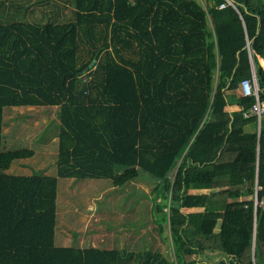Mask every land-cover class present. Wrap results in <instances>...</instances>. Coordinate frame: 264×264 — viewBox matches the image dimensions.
Returning a JSON list of instances; mask_svg holds the SVG:
<instances>
[{"label": "trees", "instance_id": "obj_1", "mask_svg": "<svg viewBox=\"0 0 264 264\" xmlns=\"http://www.w3.org/2000/svg\"><path fill=\"white\" fill-rule=\"evenodd\" d=\"M5 1L0 264H264V112L243 115L242 88L255 77L264 100V0ZM8 106L58 108L55 175L6 172L34 153L3 149ZM141 172L173 259L55 244L58 177L122 186Z\"/></svg>", "mask_w": 264, "mask_h": 264}, {"label": "rangeland", "instance_id": "obj_2", "mask_svg": "<svg viewBox=\"0 0 264 264\" xmlns=\"http://www.w3.org/2000/svg\"><path fill=\"white\" fill-rule=\"evenodd\" d=\"M197 1L205 5L204 0ZM99 54L100 50L92 65L79 75L95 66ZM235 92L241 93L239 89ZM57 111L58 108L41 106L4 107L3 149L31 146L34 150V156L14 160L7 173L56 174L57 139L54 136L58 127ZM253 126L254 123H250L247 129ZM154 186V179L145 172L122 186H112L107 178L58 177L55 244L124 248L129 251L149 248L173 259L167 225L162 223L160 232L154 221ZM220 257L216 252L202 256L207 261H216Z\"/></svg>", "mask_w": 264, "mask_h": 264}, {"label": "built area", "instance_id": "obj_3", "mask_svg": "<svg viewBox=\"0 0 264 264\" xmlns=\"http://www.w3.org/2000/svg\"><path fill=\"white\" fill-rule=\"evenodd\" d=\"M224 5L225 4H221L220 7H223ZM242 88L244 95L255 97V102L251 106L250 110L248 112H244L243 115L249 116L251 114H254L257 118V121L259 122L261 115L264 112V100L263 101L259 100V96H258L259 88L255 77L253 78V81H249V80L242 81Z\"/></svg>", "mask_w": 264, "mask_h": 264}, {"label": "crops", "instance_id": "obj_4", "mask_svg": "<svg viewBox=\"0 0 264 264\" xmlns=\"http://www.w3.org/2000/svg\"><path fill=\"white\" fill-rule=\"evenodd\" d=\"M260 62H263V59L262 58H260ZM263 66V65H262ZM264 67V66H263ZM43 107V106H42ZM54 107V109L55 108H57L56 106H53ZM59 123V122H58ZM58 123H57V125H58ZM58 131V130H57ZM54 137H56V139H57V135H55ZM29 146V145H28ZM29 148H32L31 146H29ZM34 156V155H33Z\"/></svg>", "mask_w": 264, "mask_h": 264}, {"label": "bare ground", "instance_id": "obj_5", "mask_svg": "<svg viewBox=\"0 0 264 264\" xmlns=\"http://www.w3.org/2000/svg\"><path fill=\"white\" fill-rule=\"evenodd\" d=\"M92 63H93V61H92ZM92 63H91V65H92Z\"/></svg>", "mask_w": 264, "mask_h": 264}]
</instances>
